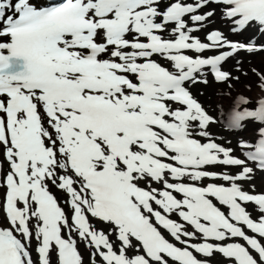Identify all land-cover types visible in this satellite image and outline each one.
I'll use <instances>...</instances> for the list:
<instances>
[{
	"label": "snow or ice",
	"instance_id": "obj_1",
	"mask_svg": "<svg viewBox=\"0 0 264 264\" xmlns=\"http://www.w3.org/2000/svg\"><path fill=\"white\" fill-rule=\"evenodd\" d=\"M209 4L233 31L264 32V0H173L164 10L160 0H0V147L10 168L0 264H51L53 249L57 264H83L73 234L102 264H211L217 255L264 264V194L242 187L264 171V101L228 113L233 129L258 125L255 139L238 142L241 158L215 141L214 118L186 87L207 84L209 73L238 80L223 62L264 46L218 30L208 42L194 37L215 15L200 11ZM206 179L225 183L184 182ZM50 185L68 194L71 218Z\"/></svg>",
	"mask_w": 264,
	"mask_h": 264
},
{
	"label": "bare ground",
	"instance_id": "obj_2",
	"mask_svg": "<svg viewBox=\"0 0 264 264\" xmlns=\"http://www.w3.org/2000/svg\"><path fill=\"white\" fill-rule=\"evenodd\" d=\"M167 1L168 0H160V4L167 3ZM214 12L215 15L210 18V22H205L204 26L200 28L199 31L193 32L192 35L203 36L204 30L207 27L218 26L222 29L223 35L229 41L238 40L241 42H246V41L251 42V41L259 40L261 37H264V32H261L255 28L243 32L233 31L232 24L228 20V18L223 16L221 11L214 10ZM189 25L195 26L190 21H189ZM168 33L171 34V31L169 30L165 32L164 35ZM251 55H253V53H248V55L241 57V59L237 61L240 62L239 64H243L244 62H246L243 59L250 58L252 57ZM249 61H252L251 66L259 65L264 68V58H255ZM260 74H263L260 70H255L253 72L251 76V81L249 82L250 84L249 86H246V82L241 80L239 84H236V82H234L233 86L231 87L229 86L230 84V80H229L224 84L223 87L215 88L210 86L208 77H207L208 80L207 84L193 83V88L195 90V93L201 98V101L205 109L206 110L211 109V114L213 115V117H217L215 118L217 122L212 123V126L214 128L212 130H209V132L214 138H216L219 144H222L225 147L234 148L236 150L235 154L241 156V158H243V156L241 155L242 150L240 147L237 146L238 142H240L242 138L250 140L251 136L255 135L257 130L255 126L250 125L245 130H241V129L235 130L234 137L236 136V138L226 135V131H225L226 123L224 121L225 117L221 116V113L223 111H226L229 105L234 109H241V110L245 108L253 107L256 103V99H254L252 96H258L261 93V91L264 90V84L260 83L261 81ZM231 77H237L236 73H233ZM255 83H260V84L256 86ZM240 97H243L246 102L245 103L238 102ZM235 146H237L238 149H236ZM0 164L3 166V171L6 175L8 171L7 161L1 159V156H0ZM220 168L227 169L228 167H220ZM263 182H264V178L259 173H254L253 176L250 178V180H248L244 186L255 187L259 189ZM50 189L53 192H55V194L57 195L58 202L61 204V206H63L61 200H69L68 194L65 193L63 190L51 185H50ZM251 214L255 216L260 215V213L256 211H253ZM102 223L99 224L95 222L94 224L97 225L98 228L108 233L110 231L109 227H106ZM77 245L81 252L83 263L86 264L87 258L91 255V249L87 248V244H83L82 241H78Z\"/></svg>",
	"mask_w": 264,
	"mask_h": 264
},
{
	"label": "rangeland",
	"instance_id": "obj_3",
	"mask_svg": "<svg viewBox=\"0 0 264 264\" xmlns=\"http://www.w3.org/2000/svg\"><path fill=\"white\" fill-rule=\"evenodd\" d=\"M206 8H211L212 10H213V9H216V10H217V9H221V8L214 7V6H210V5H208ZM240 53H241V52H239V53H238L237 55H235L234 57H231V59L228 61V65H229L230 68L233 69L234 61H236V59H238V58H241V57H239ZM240 56H241V55H240ZM242 56H243V54H242ZM255 58H264V53L258 52V53H255L254 55H252V57L244 59L246 62L243 63V69H245L246 71H248V70H247V69H248V66H249L251 63H250V62L248 63L247 61H248V60L255 59ZM251 62H252V61H251ZM247 64H249V65H247ZM254 67H257V68H260L261 70H263V67H261V66H259V65H254ZM239 74H240V73H239ZM242 79H243V77H242ZM210 86H211V87H215V86H220V85H217V84H214V83L210 82Z\"/></svg>",
	"mask_w": 264,
	"mask_h": 264
}]
</instances>
